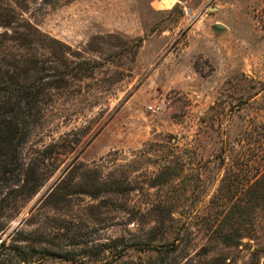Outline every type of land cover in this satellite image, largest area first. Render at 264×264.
<instances>
[{"label":"rangeland","instance_id":"rangeland-1","mask_svg":"<svg viewBox=\"0 0 264 264\" xmlns=\"http://www.w3.org/2000/svg\"><path fill=\"white\" fill-rule=\"evenodd\" d=\"M74 57L17 122L42 187L0 168L3 264H264V0H0V87Z\"/></svg>","mask_w":264,"mask_h":264},{"label":"trees","instance_id":"trees-1","mask_svg":"<svg viewBox=\"0 0 264 264\" xmlns=\"http://www.w3.org/2000/svg\"><path fill=\"white\" fill-rule=\"evenodd\" d=\"M74 60L76 62L73 60L69 61L72 65L71 67H64L61 71H58V68L56 70V66L49 67L50 70L46 67L36 69L35 75L29 81L21 82V84L16 79L10 80L12 81L10 85L13 87L12 90L4 84L0 87V168L2 178L6 182L10 181L11 178H17L19 182H22L16 188H14L16 183H12L13 189H19V194H21L18 196V200L34 196L46 180L43 179V173L39 171L40 165L43 164L42 161L34 157L25 161L21 157L20 147L28 139L29 131L24 130V127L21 130L18 128L19 117H23L26 114L32 116L34 122L37 120L39 122L38 116L41 108L44 107L47 101L53 102V98L58 94L52 90H61L63 86L71 85L73 82L85 78L84 76L80 79L83 72L89 70L92 62L82 57H74ZM51 71L54 73L52 74ZM46 90L48 91L46 92ZM262 189H264V180L263 178H258L247 185L246 191L254 190L257 193ZM261 198L263 197L258 196L257 200ZM261 200L264 203V199ZM5 229L6 222L0 220V235ZM241 236L238 233L233 236L230 232L225 236V242L231 240L239 242ZM230 244L235 245L236 243ZM230 244H228V247L233 246ZM149 250L155 251L153 248ZM16 252L19 253V250L17 249ZM47 256L49 258H57L58 255L54 251H47ZM254 260L255 264H258L256 254H254ZM3 263L4 254L0 253V264ZM149 264L155 263L150 262ZM210 264L226 263L221 258L212 257Z\"/></svg>","mask_w":264,"mask_h":264},{"label":"water","instance_id":"water-1","mask_svg":"<svg viewBox=\"0 0 264 264\" xmlns=\"http://www.w3.org/2000/svg\"><path fill=\"white\" fill-rule=\"evenodd\" d=\"M210 11H215L216 9L214 7L209 8ZM214 30L216 33H219L220 31L224 30V27L221 25H214Z\"/></svg>","mask_w":264,"mask_h":264},{"label":"built area","instance_id":"built-area-1","mask_svg":"<svg viewBox=\"0 0 264 264\" xmlns=\"http://www.w3.org/2000/svg\"><path fill=\"white\" fill-rule=\"evenodd\" d=\"M149 109H150V110H152V108H151V107H150ZM152 111H153V110H152Z\"/></svg>","mask_w":264,"mask_h":264}]
</instances>
